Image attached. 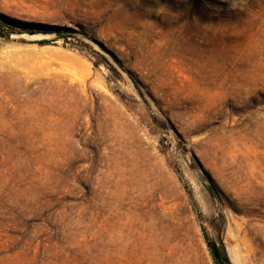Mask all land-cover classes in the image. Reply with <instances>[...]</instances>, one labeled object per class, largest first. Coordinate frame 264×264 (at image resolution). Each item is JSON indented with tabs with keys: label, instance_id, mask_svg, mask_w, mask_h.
Instances as JSON below:
<instances>
[{
	"label": "rangeland",
	"instance_id": "374dc122",
	"mask_svg": "<svg viewBox=\"0 0 264 264\" xmlns=\"http://www.w3.org/2000/svg\"><path fill=\"white\" fill-rule=\"evenodd\" d=\"M64 28L141 100L9 36ZM0 36V264H264V0H0Z\"/></svg>",
	"mask_w": 264,
	"mask_h": 264
},
{
	"label": "water",
	"instance_id": "95a60500",
	"mask_svg": "<svg viewBox=\"0 0 264 264\" xmlns=\"http://www.w3.org/2000/svg\"><path fill=\"white\" fill-rule=\"evenodd\" d=\"M34 35H39L40 38L38 39H30L29 37L34 36ZM76 36L78 37L85 45L91 47L95 52H97L105 61L106 63L113 68L117 73H119L128 83L129 87L131 90L135 93L137 98L141 100L140 95L138 94L134 83L130 80L127 72L120 66L119 62L116 60V58L110 54L101 44H99L97 41L89 38L88 36H85L81 32L75 29H70V28H64L58 31H55L50 34H29V33H20V32H11L9 33V36L12 38L20 39L23 41L27 42H48L50 39H58L64 36ZM3 37V36H0ZM169 133L173 135V132L171 130H167ZM196 174L201 173L199 170H194ZM204 186L212 196V198L215 200L217 207H219V199L217 194L215 193L213 187L211 184L207 181H203ZM208 238H209V245H210V250H211V257L214 262L217 264H227L223 258V254L220 250V243L214 234V232L209 231L208 232Z\"/></svg>",
	"mask_w": 264,
	"mask_h": 264
},
{
	"label": "trees",
	"instance_id": "16d2710c",
	"mask_svg": "<svg viewBox=\"0 0 264 264\" xmlns=\"http://www.w3.org/2000/svg\"><path fill=\"white\" fill-rule=\"evenodd\" d=\"M27 33H29V34H34V33H38V32H36V31H27ZM67 37H71V36H67ZM48 42H46V41H44V42H40L39 44H47ZM105 62V61H104ZM106 63V62H105ZM107 64V63H106ZM108 65V64H107ZM109 66V65H108ZM109 69H110V71H112V72H115V70L113 69V68H111L110 66H109ZM206 239H207V245L210 247V245H209V238L206 236ZM223 258H224V260H225V262L227 263V264H229V261H228V259L226 258V256L223 254ZM213 264H217L216 262H214L213 261Z\"/></svg>",
	"mask_w": 264,
	"mask_h": 264
},
{
	"label": "bare ground",
	"instance_id": "6f19581e",
	"mask_svg": "<svg viewBox=\"0 0 264 264\" xmlns=\"http://www.w3.org/2000/svg\"><path fill=\"white\" fill-rule=\"evenodd\" d=\"M30 39H38V38H40V36L39 35H34V36H31V37H29Z\"/></svg>",
	"mask_w": 264,
	"mask_h": 264
}]
</instances>
